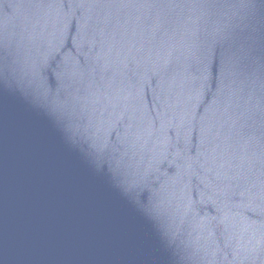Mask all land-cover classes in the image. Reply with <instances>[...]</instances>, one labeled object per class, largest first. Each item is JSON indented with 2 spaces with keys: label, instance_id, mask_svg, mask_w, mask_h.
<instances>
[{
  "label": "water",
  "instance_id": "95a60500",
  "mask_svg": "<svg viewBox=\"0 0 264 264\" xmlns=\"http://www.w3.org/2000/svg\"><path fill=\"white\" fill-rule=\"evenodd\" d=\"M0 264H264V0H52Z\"/></svg>",
  "mask_w": 264,
  "mask_h": 264
}]
</instances>
